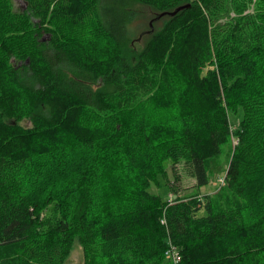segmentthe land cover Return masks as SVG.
<instances>
[{"label": "trees", "instance_id": "trees-1", "mask_svg": "<svg viewBox=\"0 0 264 264\" xmlns=\"http://www.w3.org/2000/svg\"><path fill=\"white\" fill-rule=\"evenodd\" d=\"M18 1L0 0V264L77 243L84 264H175L170 244L264 264V0Z\"/></svg>", "mask_w": 264, "mask_h": 264}, {"label": "rangeland", "instance_id": "rangeland-1", "mask_svg": "<svg viewBox=\"0 0 264 264\" xmlns=\"http://www.w3.org/2000/svg\"><path fill=\"white\" fill-rule=\"evenodd\" d=\"M17 2H19L17 0ZM139 22V23H138ZM137 24H135L134 29L140 33L141 31H146L147 30V26H143L142 22H140L138 20ZM232 120H234V116L232 115ZM228 150V146L224 147V152L222 154V158L226 159V152ZM183 167H179V172L182 175V180L180 182L181 188H182V194H192L195 192L194 190V185H195V180L193 178H191V176L186 173V171H184L182 169ZM171 179L172 181L175 180V177L173 176V173L171 172ZM224 184V178L223 175L219 176H215L209 185L201 188L200 192L202 195H214L217 193L218 189L220 188L221 185ZM154 192H157L156 188H154ZM158 193V192H157ZM159 193L162 194L163 197H166L167 195V191L166 190H161ZM169 261H171L172 263H174L171 259H167ZM67 264H84V254H83V249L81 248V246L77 243L74 246V249L72 251V254L67 262Z\"/></svg>", "mask_w": 264, "mask_h": 264}, {"label": "built area", "instance_id": "built-area-1", "mask_svg": "<svg viewBox=\"0 0 264 264\" xmlns=\"http://www.w3.org/2000/svg\"><path fill=\"white\" fill-rule=\"evenodd\" d=\"M166 257L171 259L175 264H178L181 261L180 252L173 244H170V247L166 252Z\"/></svg>", "mask_w": 264, "mask_h": 264}, {"label": "water", "instance_id": "water-1", "mask_svg": "<svg viewBox=\"0 0 264 264\" xmlns=\"http://www.w3.org/2000/svg\"><path fill=\"white\" fill-rule=\"evenodd\" d=\"M185 8V6L184 7H180V8H178L175 12H173V13H164L163 15H167V14H172V15H175L176 13H178L179 11H181L182 9H184Z\"/></svg>", "mask_w": 264, "mask_h": 264}]
</instances>
